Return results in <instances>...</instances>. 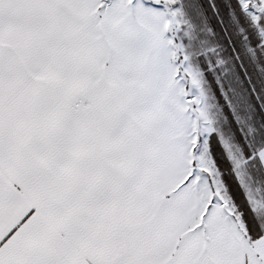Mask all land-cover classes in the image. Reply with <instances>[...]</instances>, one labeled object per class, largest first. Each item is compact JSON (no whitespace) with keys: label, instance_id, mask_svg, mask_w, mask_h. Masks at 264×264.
Returning <instances> with one entry per match:
<instances>
[{"label":"snow or ice","instance_id":"1","mask_svg":"<svg viewBox=\"0 0 264 264\" xmlns=\"http://www.w3.org/2000/svg\"><path fill=\"white\" fill-rule=\"evenodd\" d=\"M209 3L0 0V264H264V0Z\"/></svg>","mask_w":264,"mask_h":264},{"label":"trees","instance_id":"2","mask_svg":"<svg viewBox=\"0 0 264 264\" xmlns=\"http://www.w3.org/2000/svg\"><path fill=\"white\" fill-rule=\"evenodd\" d=\"M201 5L203 7V10L205 12V14L207 15L209 21L213 24V26L215 27L217 33L219 34L218 39L224 41V43L228 44V37L230 35H234V26L232 25V22L229 20V18L227 17L226 13L224 15V19H223V24L222 25H217L215 23V17H213L212 15V9L210 7V0H200ZM217 3H222V0H216ZM214 85V89L216 88V85L213 83ZM222 102V101H221ZM232 183V187L233 190H236V186L234 182H230Z\"/></svg>","mask_w":264,"mask_h":264},{"label":"rangeland","instance_id":"3","mask_svg":"<svg viewBox=\"0 0 264 264\" xmlns=\"http://www.w3.org/2000/svg\"><path fill=\"white\" fill-rule=\"evenodd\" d=\"M218 37H219V34H218ZM225 47H226V44L224 43V41H222L221 39L219 40ZM211 79V78H210ZM211 87L214 89V85L213 83L211 84ZM231 182V181H230ZM233 185V184H232Z\"/></svg>","mask_w":264,"mask_h":264}]
</instances>
